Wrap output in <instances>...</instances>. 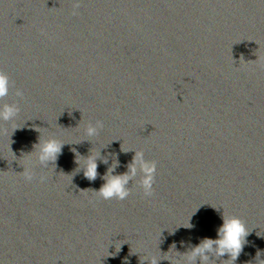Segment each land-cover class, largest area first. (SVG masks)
<instances>
[{
  "label": "water",
  "instance_id": "water-1",
  "mask_svg": "<svg viewBox=\"0 0 264 264\" xmlns=\"http://www.w3.org/2000/svg\"><path fill=\"white\" fill-rule=\"evenodd\" d=\"M0 71V105L19 108L0 120V264H185L222 214L252 229L234 264H264V0H0ZM53 136L54 170L34 154ZM135 150L153 195L138 174L127 199L99 198Z\"/></svg>",
  "mask_w": 264,
  "mask_h": 264
},
{
  "label": "clouds",
  "instance_id": "clouds-1",
  "mask_svg": "<svg viewBox=\"0 0 264 264\" xmlns=\"http://www.w3.org/2000/svg\"><path fill=\"white\" fill-rule=\"evenodd\" d=\"M76 8L79 7V3H76ZM75 14V12H74ZM10 80L9 76L3 71H0V99L6 97L9 94ZM17 96H22L23 93L20 90L16 92ZM19 112V108L16 104L3 103L0 105V120L8 122L13 121ZM12 133L17 129H23L22 126H15L12 124ZM103 128L102 121H96L95 124L89 123L86 128V135L89 137L96 136L100 129ZM39 131V129H36ZM64 144L60 143L57 138L49 137L41 139L38 144L34 145L35 148V160L40 167L48 169V165L51 164L52 169H55L56 161L60 154H62V148ZM125 150V149H124ZM127 150H134L128 148ZM125 150V151H127ZM106 162V161H105ZM77 165L80 164L79 159L76 160ZM118 166V162L114 163L112 168L109 169L105 175V183L102 187L95 191L99 198L104 200L116 199L123 201L131 194V188L128 186L130 181L132 184L136 182V177L140 174L138 181L139 187L142 189L145 197H151L153 195V184L156 172V162L145 159L142 151L135 150V155L132 163L128 166V171L123 174L114 175L113 172ZM24 171L21 173L26 181L33 179V171L31 168L24 167ZM98 164L95 156L89 157L84 164L83 175L89 181H95L97 178ZM79 171V168L77 169ZM73 178V176H72ZM45 176H41L40 180H45ZM222 224L217 229L216 238L205 237L202 241L196 245L185 258V264H196V260L199 257L201 264H213L210 260V256L224 257L228 256V260L225 264H234L238 260L244 248L248 244L247 237L250 235V230L247 224L237 216L222 214ZM185 227V226H183ZM194 225L191 223V218L188 221V226L185 228L192 229ZM170 234H174V231ZM162 236V230L159 233L157 240ZM259 236V235H258ZM125 242H121L116 245V251L109 253L110 256L115 258L121 250V245ZM176 245L173 243L172 248ZM132 253H139L133 251ZM259 256V253L257 254ZM141 264H143V257H140ZM124 264H128L127 258H125ZM151 264H157L155 257L151 259Z\"/></svg>",
  "mask_w": 264,
  "mask_h": 264
}]
</instances>
